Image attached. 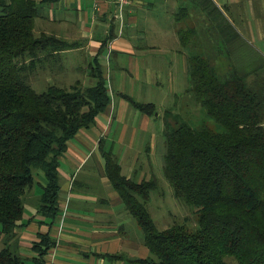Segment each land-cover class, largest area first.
Instances as JSON below:
<instances>
[{"label": "trees", "instance_id": "1", "mask_svg": "<svg viewBox=\"0 0 264 264\" xmlns=\"http://www.w3.org/2000/svg\"><path fill=\"white\" fill-rule=\"evenodd\" d=\"M50 1L0 0V264H45L56 244L50 233L38 232L28 242V257L19 251L15 229L37 215L41 223L55 222L61 210L60 157L68 141L90 128L111 102L98 55L79 69L90 82L77 78L69 86L33 88V75L61 80L67 73L62 53L76 47L55 33L35 31L41 5ZM192 1L222 46L235 51L241 35L223 11L213 0ZM177 33L184 47L196 28ZM187 64L186 92L202 113L195 119L191 109L185 115L164 111L163 173L174 195L196 215L195 226L182 221L158 229L147 209L157 178H127L117 158L101 147L106 176L149 249V256L137 262L264 264V84L251 85V71L239 64L225 76L204 55L190 53ZM123 96L141 113L158 114L153 102ZM37 187L40 204L27 216L26 198Z\"/></svg>", "mask_w": 264, "mask_h": 264}, {"label": "crops", "instance_id": "2", "mask_svg": "<svg viewBox=\"0 0 264 264\" xmlns=\"http://www.w3.org/2000/svg\"><path fill=\"white\" fill-rule=\"evenodd\" d=\"M213 2L232 25L231 20L243 26L244 37L250 35L258 40V49L263 52L264 58V0ZM157 4H160L162 15L167 20L164 19V22L170 26L164 33L165 43L161 47L162 50L174 51L169 53L174 60L170 68L181 74L175 79L179 80L182 89L188 81L189 54L179 40L178 29L198 25L206 18L192 0H130L124 8L123 22L117 32L116 22L119 19L115 16L114 4L109 1H102L101 10L97 13L93 9L92 0L51 1V19L57 26L54 33L74 41L76 46L62 53L63 74L77 68L68 66L67 63L72 64L84 57L90 60L98 55L111 102L90 128L80 130L68 141L67 150L60 157L61 210L55 222L52 225L41 223L42 217L37 215L35 220L15 229L22 255L31 256L28 242L36 240L38 232H49L56 244L46 257L45 264H139V258L149 256L144 236L132 234L130 217L133 216L106 176L101 147L117 158L121 171L127 178L137 181L151 178V158L157 147V133L153 129L152 119L155 116L141 113L123 95L145 102L139 98V94L141 89L148 90L151 87L156 63L152 59L145 63V60L140 61L138 58L154 57L153 51L160 47L153 42L142 46L139 40L146 36L144 30L138 32L134 27L142 21V25L146 26L145 30H148V22H153L148 18L157 16L151 7ZM214 38L219 41L217 35ZM218 46V42H213L206 48L213 50ZM201 50L203 47L197 46V52ZM175 62H179L180 68ZM143 66L146 67L145 77L140 79L143 72L140 67ZM139 80H144V83L140 84ZM48 81L52 82V78L48 77ZM137 88L139 91L136 93ZM197 113H202L201 107ZM163 127L164 123L161 124L162 132ZM92 158V164L82 172L79 179L82 168ZM91 167L95 171L92 172ZM39 181L42 182L40 178ZM93 183L96 185L95 189L91 187ZM100 189L106 190L105 195L99 192ZM39 190L37 187V191ZM31 197L29 200L32 202L27 201L25 207L27 216L34 214L36 210L32 206L33 196ZM26 262L32 264L31 261Z\"/></svg>", "mask_w": 264, "mask_h": 264}, {"label": "rangeland", "instance_id": "3", "mask_svg": "<svg viewBox=\"0 0 264 264\" xmlns=\"http://www.w3.org/2000/svg\"><path fill=\"white\" fill-rule=\"evenodd\" d=\"M40 1V0H36ZM52 1V0H51ZM50 2L43 3L41 5V16L38 15L35 18V31L37 34L41 33L42 31H46L49 33H54L56 31V22L51 19L52 13L49 10ZM54 2V1H53ZM101 5V2H100ZM160 8V9H159ZM152 12L157 13L156 18H148V20H151L148 22L147 26L148 30H145L144 25L137 24L134 29L138 32H142V29L144 30V34L146 35L143 38H140L139 43H141L142 46L146 45L148 42H153L156 45H159V50L153 51L155 56L154 57H145V58H138L140 61L145 60V63L152 61L156 63V67H154L153 75L151 77V87L146 89H141V93L139 94V98L143 99L145 102H153L156 105L158 115L155 117H152L154 119L153 121V129L157 133L156 136V144L157 147H155V153L153 158H151V161L153 162L151 165L152 169V176H155L158 180V186L156 189H154L151 192L150 200L147 203V209L149 210L153 221L156 225V227L160 230L165 229L169 226H171L174 222H187L190 226L196 225V215L193 214L190 211V207L187 206L181 199L177 198L174 195V191L166 177L163 173V154L165 152L164 148V138H163V132L161 130V124L163 123V113L166 109L171 108L174 112H179L185 115V113H188V109H191V111L194 113V118L197 119V117H201L200 114L197 113L198 109L200 108L199 105L195 104L191 99L193 98V95L186 92V89L188 88V81L186 87L181 89L179 80H176L175 78L181 76L178 70L174 69L171 70L170 66L171 63L174 62L173 58L169 56V53H172L174 51L169 50H162V47L164 45V33L166 30L170 28V26L167 25V22H164V19L166 20L165 16L162 15L163 11L161 9L160 4H157L155 6L151 7ZM40 16V17H39ZM145 20V19H143ZM157 23H156V22ZM167 21V20H166ZM233 23L234 28L240 33L241 37L238 38L237 41L234 42V46L238 47L235 49V51H228L225 47L222 46L221 42L218 41L216 38V33L213 30L209 29V24L206 19L202 21V23H199L198 25H195L196 28V34L190 37L189 44L184 46L185 50H187L188 54L195 53L200 54L208 57L211 64L213 65L214 69L220 76H225L229 72V69L231 66H235L238 64L240 67H243V70H250V76L248 77V82L251 85L263 87L264 84V58H263V52L258 49L259 42L255 38L249 35V37H244L243 34H245V30L242 25L236 24L231 20ZM151 22V23H150ZM155 22V23H154ZM121 24L119 21L116 22V32L119 29L120 30ZM192 26V25H190ZM185 27V26H184ZM178 28V27H177ZM243 33V34H242ZM219 44V46L214 48L213 50L206 48L208 44L211 43ZM201 45L203 47V50L197 52V46ZM145 47V46H144ZM143 47V48H144ZM166 49V48H163ZM173 61H172V60ZM180 59V58H178ZM240 61V63H238ZM89 63V58H80L77 59V61H74L72 64L67 63L68 66H74L77 68H74V71L68 72L64 76H60L59 81H48L47 76H41V78H37L35 80V76L33 75V88L36 91H43L46 89V87L50 84H57L59 86H69L72 84L77 78H80L84 83L90 82L91 79L87 78L85 76V72L83 70H79L80 68H86V66ZM177 64V67L180 68L179 62H175ZM64 64V61H63ZM144 68L146 67H140V70H142V76H140V79H144ZM151 68V67H149ZM38 77V75L36 76ZM50 77V76H49ZM140 84L144 83L141 80H139ZM139 87V83L137 84ZM181 89V90H179ZM139 91V88L135 90L137 93ZM196 111V112H195ZM159 144L161 148H159ZM93 162L92 161L87 163L81 170V173L79 174V179L82 176V172L84 170H87L90 165ZM92 168V167H91ZM92 172L95 171L93 168L90 169ZM151 176V177H152ZM94 180V179H92ZM62 183V179H61ZM92 189L96 188V185L93 183L91 184ZM40 189V188H39ZM105 189H100L99 192L103 195H105ZM33 193H29L26 198V203L32 202L31 196H33V208H37L40 204V190L37 191V188H35ZM33 194V195H31ZM30 195V197H29ZM131 221L130 224L133 225L132 234H134L137 237L144 236L143 230L139 227L137 224V221L134 217H130ZM2 241L0 240V247H2ZM27 264V263H26Z\"/></svg>", "mask_w": 264, "mask_h": 264}, {"label": "built area", "instance_id": "4", "mask_svg": "<svg viewBox=\"0 0 264 264\" xmlns=\"http://www.w3.org/2000/svg\"><path fill=\"white\" fill-rule=\"evenodd\" d=\"M93 1V9L95 13L99 12L101 10L100 2L102 1H109L115 6V16L120 21V24L123 22V12L126 5L129 4L130 0H92Z\"/></svg>", "mask_w": 264, "mask_h": 264}]
</instances>
